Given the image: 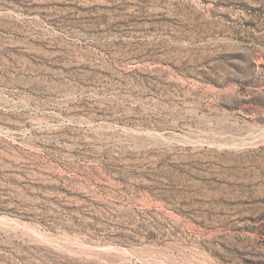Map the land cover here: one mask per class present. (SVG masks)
Returning <instances> with one entry per match:
<instances>
[{
	"label": "rangeland",
	"instance_id": "1",
	"mask_svg": "<svg viewBox=\"0 0 264 264\" xmlns=\"http://www.w3.org/2000/svg\"><path fill=\"white\" fill-rule=\"evenodd\" d=\"M0 264H264V0H0Z\"/></svg>",
	"mask_w": 264,
	"mask_h": 264
}]
</instances>
